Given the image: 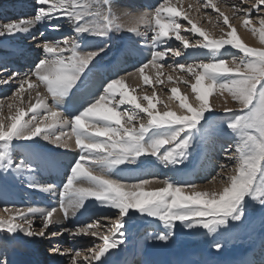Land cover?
Here are the masks:
<instances>
[{"label":"snow or ice","instance_id":"1","mask_svg":"<svg viewBox=\"0 0 264 264\" xmlns=\"http://www.w3.org/2000/svg\"><path fill=\"white\" fill-rule=\"evenodd\" d=\"M34 2L33 17L0 21V47L4 39L27 35L38 23L59 32L61 24L54 21L63 20L70 26L71 34L38 44L41 52L24 73L10 71L4 63L6 57L0 55V85H18L11 96L0 99V109L6 99L9 110V115L0 116V181L10 174L30 177L39 164L58 166L57 153L37 147V138L61 151H72L74 143L77 155L68 162L65 180L59 185L26 180L29 188L58 196L55 205L0 206V264H8L3 257L17 234L28 238H55L64 233L72 238L91 237L94 239L82 249L53 246L49 251L67 256L69 264H112L110 257L114 253L110 250L125 244L129 227L140 222L151 228L146 231L147 239L168 243L178 225L204 230L210 237L231 231L244 224L249 202L259 206L264 219V48L244 43L230 22L232 18L242 20L241 26L252 36L258 35L264 45V0H197L195 6L189 4L186 9L182 0L177 4L161 0L152 10L133 16L128 25L118 23L113 0ZM194 7L196 12L210 8L222 35L213 38L198 27L190 15ZM226 11L231 12V17ZM204 15L211 18L208 13ZM254 15L259 27L253 23ZM177 17L191 27L182 25ZM181 28L202 39L192 41L181 35ZM114 31L151 41L150 58L139 60L133 71L124 75L119 72L121 64L140 55V50L137 42L130 40L112 51L108 41ZM171 36L184 50H206L198 55L207 59L198 63H162L169 52L174 58L185 55L178 47L168 46ZM229 46L241 55L226 59L222 50ZM109 53L111 60L104 79L94 85L90 74ZM165 68L180 73L175 79L169 74L167 81L184 84L194 94L196 103H190L189 96L180 94L178 87L170 89L168 99L179 101V114L169 110L167 103L163 111L157 110L161 101L157 100L153 80L145 74L146 69L154 71L155 84H163ZM136 73L144 84L152 86L150 96L138 97L136 89L126 85V77ZM214 92L226 94L224 105H217L223 117L205 115L215 111L209 103ZM25 93L29 101L26 109L18 106L23 104ZM76 97L79 100L74 102ZM228 99L238 108L228 107ZM225 131L235 139L222 148L227 163H221L220 171L214 170L210 177L209 182L221 183L218 192L199 191L200 185L191 179L169 175L161 178L146 169L154 158V162L175 173L189 160L198 140L208 143ZM17 142H33L25 145L26 152L19 159L14 157ZM229 168L230 173L222 175ZM126 172L140 175L126 177ZM151 184L162 187L145 190ZM3 195L0 189V197ZM57 213L63 221L74 217L77 223L49 232L51 225L62 222ZM34 218L40 219L39 228L35 227ZM101 220L110 223L103 224ZM211 247L219 252L223 245L214 240Z\"/></svg>","mask_w":264,"mask_h":264},{"label":"bare ground","instance_id":"2","mask_svg":"<svg viewBox=\"0 0 264 264\" xmlns=\"http://www.w3.org/2000/svg\"><path fill=\"white\" fill-rule=\"evenodd\" d=\"M160 2H161V0H113V5H114L113 12L118 17V23L120 22V24H122V25L123 24L128 25L129 23L132 22L133 16H136V15H139V14L145 12V11H148L150 9V7H152V6L154 7ZM234 2H236V0H229V3H234ZM172 3L177 4L178 0H172ZM195 3H197V0H182L183 7L185 9L188 7L189 4H192L193 6H195L196 5ZM146 5H150V7H148ZM35 7H36V5H35L34 0H0V21L6 20V19L15 20V19L21 18V17L31 18L34 16ZM205 10L212 11L210 8L205 9ZM177 19L181 20L179 17H177ZM54 23H60L61 24V31H59V32L49 31L46 24L38 23L30 31V33L27 35H17L13 38L4 39V45L2 47H0V55L6 57V60L10 62V63L8 62L9 63L8 65L5 64L10 71H17L20 73L27 72L29 70V68L33 65L34 60L37 59L38 54L41 52V49L37 47L38 44L42 43L45 39L60 38L64 35H70L71 34V28L65 21H63V20L54 21ZM241 23H242V21H241ZM42 32L44 33V36L40 35V33H42ZM112 34H113V36H115V38L120 39L119 36L117 35V33L114 31L110 34L111 38L109 39L108 43L110 41H114V37L112 36ZM238 36L240 37V39L244 43H246L247 45H249L251 47L264 48V45H261L259 42L258 35L254 37L247 30H244V31L239 30ZM33 37H35L34 40H33ZM130 39H131V37H130ZM132 39H134V38L132 37ZM169 40L174 41V42L177 41L174 36H171ZM139 41H146V40L144 38H140ZM231 49L232 48L229 46V47H226L225 49H223L222 51L226 55V53L227 54L230 53ZM234 50L235 49H233L231 51H234ZM114 51H116V50H114ZM205 51L206 50L193 49V48L189 47L185 51V55L187 56L186 61L188 62V61H192L195 59L206 58V56L198 55V53L205 52ZM233 54H235V53L233 52ZM235 55H237V54H235ZM141 56H142V53H140V55L136 56V57L141 58ZM136 57H134L132 59L135 60V59H137ZM7 58H9V59H7ZM109 58H111V57H109V55H108V58H107V56H103L102 59L99 61V65H98L97 69L94 70V72H93V74L95 73L94 76H96V79H93V81L91 80L94 85L100 84L103 81L106 66L109 64V62L111 60ZM132 59H126L125 62L122 63V66H120V69H119L120 75H122L127 69H130V66H125L126 64H124V63H127V62L130 63V61ZM101 64H102L103 68L100 67ZM145 74L149 75V77L153 76L154 74H155L154 76H156V73L154 71H150L149 69L145 70ZM0 75H3V73H0ZM163 80H164V78H163ZM165 82L163 84H167ZM142 83H143V81L140 78L139 73H136L134 76L126 78V85L129 88H135L136 86L142 85ZM177 83L175 84V87H178L179 93L180 94L186 93L189 96V102L190 103H196L194 98H193L194 94L191 93L190 88L183 89V87H180L179 85H177ZM16 87H18L17 84L0 85V99H4L5 97L11 96L12 91ZM40 91L42 92L41 89H40ZM25 94H27V93H25ZM143 95H145V94H143ZM157 95L160 96L159 101L162 102V106L165 103H167L169 106V110L176 111L178 114L180 113L181 110L178 107L179 101L175 100V99H173V100L168 99V97L171 95V92H167V93L161 92L159 94L157 93ZM33 96H34V93H33ZM225 98H226V94L224 96H222L220 93L214 92V94L209 97V103L214 107L215 111L213 113H206L205 115L214 116L215 114L217 115L218 113H220L221 116L224 115V113L220 110V107H217V105L223 106L225 103ZM78 100H79V97L74 98V102H76ZM7 103H8V101L5 99L4 107L2 109H0V116L9 115ZM28 103L29 102H27V100L25 99L23 107L24 108L27 107ZM49 103H51V102H49ZM213 104H215V105H213ZM18 106H19V104H18ZM145 106H146V102H145ZM227 106L230 108H233V109L238 107V105L234 104L230 99H228ZM122 107H131V106L130 105H123ZM157 110H159L158 104H157ZM162 110H164V107ZM220 114H218V116ZM30 115L31 114H29L27 119L30 118ZM234 139L235 138L233 136H230L228 134H219L218 136L211 139L208 143H205L206 145L204 144V146H206L207 150L211 151L210 153L218 155L219 159H221V157H222V159L225 162H227L224 158L222 148L227 146L230 142L234 141ZM31 143H33V142H17V149L20 150V153H19L20 157L26 152L25 145L31 144ZM36 146L41 148L42 150L43 149H51L53 152L57 153L56 160L59 162L58 166L52 167V166L47 165V164H40V165H44L45 168H49L48 170H45L46 175L39 174L37 171H35V173L32 174L30 177H28V176L17 177L15 174L8 175L6 179H4L3 181H0V184L2 182H5V183L9 182V185H10L7 187L3 186L0 188V189H2V191L4 193L3 197H0V198H4V200H5V202H0V206L7 204L9 207H11L13 205L20 206V207H26V206L44 207L45 203H49L50 200L52 201V198L55 197L50 192H44V191H41L39 189L29 188L27 186L26 180L29 178L34 179L37 183H39L41 185L54 184L55 181H57V182L62 181L61 176L63 174V171L67 168L68 162L74 158V156H75L74 154L77 153L75 151V148H74V143H73V150L72 151H61L60 149H53L52 146L50 144H48L47 141L40 140L39 138H37ZM214 157L207 158L205 161H203L202 165L197 166L196 168L187 167L184 170H182L179 167V170L176 171L175 173L170 172L169 169L163 168V166H162V168L157 169L156 175L160 176L161 174H163L160 177L164 178V173H167V175L172 176L174 179L184 178V179H191L193 181L202 180L203 177L207 178V173H210L212 171V166L215 165V160H213ZM128 167L129 168H135L134 165H130ZM150 172L155 173V170H151ZM137 173L138 172H126L125 174H126V177H135L137 175H140ZM129 174H131V175H129ZM46 176L51 177L49 179H52V181L50 182ZM160 187H162V185H160V184H151V185L146 186L145 190H156V189H159ZM210 190H207V192H209V193H211L213 191L218 192L219 190H221V188L215 186L212 191H210ZM199 191H206V190H199ZM93 203H95V202H93ZM94 211L104 212V211H107V209H94ZM0 215H3V213H1ZM55 215L57 217H60L62 222L51 225L49 231L50 230H57V231L59 230L60 231L62 228H65V227L71 228V227H73V225H75L77 223V218L70 217L67 221H63L61 214L57 213ZM80 219H83V217H80ZM40 224H41L40 219L34 218V225L40 226ZM241 228H242V226H238L239 230ZM146 231H150V230H148V228H146ZM192 231L195 232L196 229H193ZM66 234L69 235L68 233H64L63 235H66ZM19 236H21V234H19ZM48 237H51V236H47V238ZM231 237H232V235H231ZM68 238H69L68 240H64L65 243L63 241V238L58 239V240L55 238L56 240L54 239V242H55L54 245L55 246H62V244H68L67 247L62 248V249H69L71 243L77 244L75 241L71 240L72 237L70 235L68 236ZM80 238L81 237H77V239L79 241L82 240L84 243H87L89 241V237H85L86 240H84L82 238L80 239ZM232 238L236 240V237H232ZM51 239H53V238L52 237L48 238V239H46L45 237L44 238H34V242L37 243V242H40L42 240L43 241L44 240L51 241ZM52 242L53 241H51V243ZM168 243H173V240H170ZM164 244L165 243H163V242H157V241H153L150 239H146L143 241V247H144L145 253L149 254V256L152 257V259L156 261V264L162 263V259L164 256L163 254L165 253V252L163 253V245ZM40 245H43V244H40ZM64 246H66V245H64ZM50 247H53V246H50ZM46 249H44L43 252L50 254V256L53 257V254L47 251L49 249H47V250ZM251 249L256 250L254 245H251ZM131 253H132V255L131 254L129 255V259L126 262L121 261L120 264H127V263L128 264H137L138 262H139V264H140V262H141V264H151L149 262L148 258L143 260L142 255H140L141 253L139 252V250H134L133 252L131 251ZM209 255H213V254H209ZM252 255L253 254L250 250L246 251V253L244 255L242 252H237L235 254H234V252H228L227 257L225 258L223 263L224 264H247V262L253 261ZM258 255H261V253L259 252ZM146 256L148 257V255H146ZM8 258H7L8 264H12V262ZM126 258L127 257L125 256L123 261ZM209 258H210V256H205L204 259L209 260ZM110 259H111V262L113 263V260L117 259V257L116 256H114L112 258L110 257ZM59 260H61L62 264L69 263L67 256L60 257ZM221 260H223V257ZM221 260H219L217 262V264ZM48 261L42 260V261H40L39 264H42V262H43V264H48L49 263ZM191 262H193L192 257H186L184 264H191ZM255 264H257V263L255 262ZM263 264H264V262H263Z\"/></svg>","mask_w":264,"mask_h":264},{"label":"rangeland","instance_id":"3","mask_svg":"<svg viewBox=\"0 0 264 264\" xmlns=\"http://www.w3.org/2000/svg\"><path fill=\"white\" fill-rule=\"evenodd\" d=\"M146 6L150 7V5H146ZM244 6L247 7V5H244ZM153 8H154L153 6L150 7V9L148 11L152 10ZM222 10H225V9H222ZM205 13L210 14L211 18L210 19L206 18L204 15ZM226 14L230 15L231 12L226 11ZM190 15L193 17L194 22H197V26L202 27L203 30L208 32L211 37L218 38L220 35H222L220 27L217 26V21L215 19L216 14L213 13L212 11L201 9L200 12H196L195 7H194L192 12L190 13ZM230 17H231V15H230ZM241 21L242 20L237 19V18H232L230 20V22L237 28V32L239 30H243V31L247 30L241 26L242 25ZM179 22L186 27H189V28L191 27V25L187 24L186 20L181 19V20H179ZM220 22L222 24V21H220ZM253 23L257 27H259L258 23L255 20V15L253 17ZM123 25H126V24H123ZM179 31H180L181 35H185V36L190 37L192 41H195L197 39H202V37L195 36L191 32L185 33L183 31V28H181ZM116 33L120 39L115 38V36H113V34H112V36L114 37V41L109 42V44L112 47V51L117 50L118 48H120L124 45H127L128 42L130 43V40H135L137 42L136 47H138V49L140 50V53H142L141 58L136 57L137 59H135V60L132 59L130 61V63L129 62L124 63V64H126L125 66H130V69H127L125 72L133 71V66L135 64H137V62L139 60L150 58V49H151L150 39H148L146 41H139L140 38H142V37H137V36L131 35L125 31L116 32ZM130 37H131V39H130ZM132 37L134 39H132ZM168 46L178 47L180 50H182L184 52L186 51L183 49V45L180 44L179 41L174 42V41L169 40ZM231 50H233V49H231ZM231 50H230L229 54L226 53V55H225L226 59H230L231 56L234 55L233 52L237 55H241L240 53L237 52V50H234V51H231ZM109 57H111V53H109ZM186 57H187L186 55H183L181 57L174 58L171 56V53L169 52L166 56V59L162 63L168 64V63H173L176 61L187 62ZM107 58H108V55H107ZM7 59H9V58H7ZM109 59H111V58H109ZM203 59L206 60L207 57L203 58ZM200 60L201 59H195V60L188 61V62L198 63ZM8 62L9 61L5 60L4 63L8 64ZM121 66H122V64H121ZM125 72L122 75H124ZM163 72H164V75L161 76V78L162 79L164 78V80L166 81L165 83H167V84H158L157 85L154 82L155 81V76H154L155 74L150 77V79L153 80V86L155 87V90L158 94L161 92H163V93L170 92V88L175 86V84L167 81L166 77L169 74H171L174 77V79L177 75L180 74L179 70H177V72H170L167 68H165L163 70ZM94 75H95V73L90 74L92 81H93V79H96V76H94ZM184 75H185V78L190 79L189 77H187V74H184ZM127 77H131V76H127ZM142 85L135 87V89H136L135 95L138 97H141V98H142L143 94L150 96L151 92H152V86L146 85L144 83H142ZM177 85H179L180 87H183V89L188 88V86H186L184 84L177 83ZM41 90H42V93H44L45 90L43 88H41ZM157 96H158L157 100H160V96L159 95H157ZM25 99L27 100V102H29L27 94L24 95V101H25ZM24 101H23L22 105H19L20 107L24 106ZM32 102H35V101L33 100ZM49 102H51V101L49 100ZM140 102L145 104V102L142 101V99ZM213 105H215V104H213ZM158 107H159L160 111L163 109L162 102L158 103ZM25 108H27V107H25ZM237 108L238 107H236L234 109H237ZM13 112H15V108L13 109ZM218 114H220V113H218ZM218 114L217 115L215 114L214 116H217V117H223L224 116V115L221 116V114L218 116ZM27 117L28 116L25 117V120H27ZM220 134H228V133L225 131V132H222ZM228 135H230V134H228ZM204 144L205 143H201L198 140L192 148V155L190 156L189 160L186 161V163L184 165L178 166V168L180 167V169H182V170H184L187 167L196 168L197 166L202 165L203 161H205L207 158L215 156L213 158V160H215V165L212 166V171L210 173H207V178L203 177L202 180H198V181L196 180L197 182L195 181L198 185H200L198 190H206L207 191V190L211 189L210 191H212L215 186L222 188V185L218 180L209 182L211 175L215 174L214 170L220 171L219 165L221 163H227V162H225L222 159V157H221V159H219L218 155L210 153L211 151L207 150V148H206V146H204ZM19 153H20V150L17 149V147H16L15 151H14V157L19 159V157H20ZM74 155L76 156L77 153H75ZM152 161H153L152 163H150V164H148V166H146V169H147V171L155 170V174H156L157 169L162 168V165L154 162V158H152ZM230 171H231L230 168L225 169L222 172V175H227L230 173ZM131 174H129V175H131ZM137 174H140V173L138 172ZM124 175L126 176V174H124ZM161 175H163V174H161ZM165 175H167V173H164V176ZM161 178H163V177H161ZM61 179H62V181L65 180V170L63 171ZM49 181L51 182L52 179H49ZM62 181H58L59 184H61ZM3 186H5V187L10 186L9 182H6V183L2 182L0 184V188ZM57 201H58V197L55 196L54 198H52V201L50 200L49 203H45L44 207H50L52 205H55L57 203ZM0 202H5L4 198H0ZM249 207H250V211H249L248 217L245 219L244 224L239 225V226H242V228L239 230L238 226H236L231 231H229L223 235H220V236L210 237L204 232V230H197L196 229V231L193 232L192 231L193 229H184L183 227H180L178 225L177 228L175 229L174 235L170 238V240H173V243H165L163 245V253L164 252L165 253L163 254L164 256H163L161 264H184L186 257H192L193 262H191V264H215V263L217 264V262L219 260H221L223 257V260H221L218 264H224L223 261L227 257L228 252H234V254L237 252H242L244 255L246 253V251H248V250H250L253 254L252 255L253 261H255L257 264H263V262H264V255H263L264 254V219H262V216H261V209L259 208V206L255 202H249ZM143 219H147V218H143ZM101 223L109 224L110 222L105 221V220H101ZM35 227L39 228V226H35ZM146 228H148V230H151L150 226L147 223H142V222L137 223L136 226L129 227L127 242L125 244L121 245L119 249L110 250L114 253V255H112L111 258L116 256L117 259H121L122 262H126L129 259V255L130 254L132 255L131 251L133 252L134 250H139V252L141 253L140 255H142L143 260L148 258V260L151 264H156V261L153 260L152 257L149 256V254L145 253V250L143 247V241L147 239L146 238ZM52 231H57V230H50L49 232H52ZM231 235H232V237H236V240L233 239L231 237ZM16 236L13 239L11 246L6 250L7 255L6 254H5L6 256L4 255V257H7V258L9 257L8 259L11 262H13V264H39L40 261H42V260L43 261L49 260L48 264H52V263L62 264L61 260H59L60 256L53 255V257H51L50 254L44 253L43 251L46 248L47 249L52 248L50 246H55L54 245L55 244V242H54L55 238L57 240L63 238V241H64V240L69 239L68 238L69 235L66 234V235H62L60 237H55V238L52 237L53 238V239H51V241H53L52 243H51V241H47V240H44V241L42 240V241L36 243V242H34V238H28V237H25L23 235L19 236V234H17ZM45 238L48 239L51 237L47 238V236H46ZM81 238L86 240L85 237H81ZM92 239H94V238L89 237V241L87 240L88 242L84 243L82 240L79 241L77 238H71V240L75 241L77 244L71 243L69 249H71V248L82 249V248L88 246L90 244V242L92 241ZM214 240H219L223 245L222 249L219 252L215 251L211 247V244L214 242ZM64 243H65V241H64ZM40 244H43V245H40ZM64 245H66V246H64ZM251 245H254L256 250H252ZM67 246H68V244H62V246H59V247L65 248ZM47 251L50 252L49 250H47ZM259 252L261 253V255H258ZM209 254H213V255H209ZM146 255H148V257ZM125 256L127 258L123 261ZM205 256H210L209 260L204 259ZM42 264H43V262H42ZM66 264H69V263H66ZM138 264H139V262H138ZM140 264H141V262H140Z\"/></svg>","mask_w":264,"mask_h":264}]
</instances>
